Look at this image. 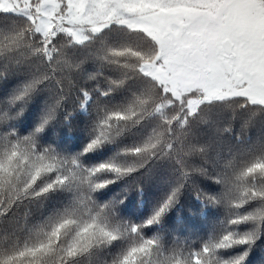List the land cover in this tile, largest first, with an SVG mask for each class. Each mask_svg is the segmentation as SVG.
Listing matches in <instances>:
<instances>
[{"label": "snow or ice", "instance_id": "obj_1", "mask_svg": "<svg viewBox=\"0 0 264 264\" xmlns=\"http://www.w3.org/2000/svg\"><path fill=\"white\" fill-rule=\"evenodd\" d=\"M19 5L0 8V80L27 71V77L14 93L6 97L0 94V223L14 207L18 209L25 201L43 200L53 192L69 193L70 202L40 226L44 239L23 247L0 249V264H21L25 257L31 264H71L77 257L126 237H131V243L106 264H251L250 254L264 237V146L257 152L217 153L210 159L209 146L193 142L191 125L206 104L226 105L235 100L239 101L240 109L253 115L264 113V104L253 103L247 95H222L215 99L203 96L197 100L195 93H189L178 97L146 75L139 61L132 66L131 75L122 71L118 78L106 76L103 72L106 67L126 66L110 59L122 49L106 40L98 41L97 34L113 25L129 32L128 25L119 22L121 17L107 27L90 29L82 38L74 39L59 30L61 26L53 28L55 34L50 35L39 16L49 6L41 0H19ZM67 7L63 5L60 11ZM35 19L40 22L34 23ZM209 26L220 33L215 39L210 34L203 39L210 52L238 62L250 49L264 48V0H231ZM61 40L66 41L65 47L59 46ZM94 44L98 46L93 47ZM79 49H87V54L76 56ZM89 62L97 65L96 70H86L84 66ZM102 75L104 88L89 89L81 83V79L87 82ZM244 75L248 79L242 84L249 85L254 77L247 72ZM129 79L140 81V89L125 104L110 108L101 105L99 98L95 101V134L84 152L100 148L119 136L124 130L121 122L124 126L138 125L146 118H154L155 127L143 142L124 150L125 155L133 157L130 163L113 161L84 167L78 157L61 156L51 145L40 143V135L65 105L73 103L75 108L86 111L94 94L108 97ZM45 88L49 93L45 116L31 132L21 135L12 121L22 114V103ZM151 160H167L174 166L179 175L176 186L144 225L113 222L115 205L98 204L94 199L95 192L113 182L101 179V174L110 172L119 178ZM208 165L214 175H210ZM194 174L208 176L221 187L215 194L197 190L195 195L206 206L224 209L222 232L202 241L198 248L191 245L185 248L177 240L166 249L162 237L142 235L143 227L159 223L177 203L185 183ZM228 251L236 254L226 257L223 253Z\"/></svg>", "mask_w": 264, "mask_h": 264}, {"label": "trees", "instance_id": "obj_2", "mask_svg": "<svg viewBox=\"0 0 264 264\" xmlns=\"http://www.w3.org/2000/svg\"><path fill=\"white\" fill-rule=\"evenodd\" d=\"M66 1L61 0L59 7L67 4L69 9V0ZM0 8H11L10 2L0 0ZM39 16H41L40 13ZM43 21L50 35L55 34L52 32L53 28L61 26L59 30L72 35L74 39L82 38L88 30L95 29L90 24H78L72 18L70 21L61 18L60 10L59 12L56 11L51 19L43 17ZM61 21H64L63 24L60 23ZM38 22H40L39 19L34 20V23ZM120 23L127 24L130 31L124 32L122 27L113 25L97 34L98 41L106 40L113 47L122 49L119 55L110 57V59H115L120 65L126 67L118 69L117 66L113 65L103 70L104 75L113 78H118L122 71L131 75L132 66L138 62L136 56L148 52L142 44V38L144 43H149L152 49L156 47V43L148 36L147 31L131 25V23L124 21H120ZM107 25L105 23L102 26L107 27ZM122 36L125 38L120 40ZM58 44L60 47H65L66 41H58ZM97 46L98 44L93 45V47ZM87 51V49H79L75 55L78 57L86 55ZM141 64L146 75L156 80L158 84H162L148 72L151 69V64L142 61ZM84 67L87 71H94L97 65L89 62ZM26 77L27 71H19L11 74L8 80H0V94L5 97L11 95L22 85ZM81 83L89 89L105 87L103 75L97 80L87 82L81 79ZM139 89L140 81L129 79L124 87L112 92L108 97H100L99 93L94 94L93 100L86 106V111L75 108L73 103L65 105L64 109L58 113L57 119L51 122L40 135V143L44 146L51 145L61 156L78 157L84 167L90 168L113 161L122 165L130 163L133 157L125 155L124 150L143 142L152 128L155 127L156 120L154 118H146L138 125L124 126L121 122L124 130L119 136H115L110 142H106L102 147L93 151L85 153L84 148L95 134L94 125L97 119L95 101L97 98H99L101 105H107L110 108L117 107L125 104L131 95ZM167 89L178 97L195 93L194 99L201 98L200 93H198L199 90L195 88L179 93H175L168 87ZM48 95V89L45 88L22 103V114L12 121L13 126L21 135H27L42 121L46 114L45 101ZM250 100L253 103L264 104ZM204 121L207 123H202ZM223 129L229 130L222 131ZM191 132L193 142L209 146L210 159L215 158L217 153L224 155L239 150L257 152L261 146H264V113L257 112L253 115L240 109L239 101L235 100L226 105L220 103L206 104L199 111V116L192 121ZM207 167L210 175H214L211 165ZM101 179H110L113 182L95 192L93 194L94 199L98 204L110 203L115 205L116 214L112 218L113 222L144 225L145 221L167 198L172 188L176 186L179 175L175 172L174 166L167 160H151L144 167L137 168L136 171L128 175L116 178L115 174L105 172L101 174ZM197 190L215 194L221 190V187L208 176L194 174L185 183L177 203L169 209L159 223L143 227L141 234L145 237H162L166 249L171 248L174 241L177 240L185 248L189 245L198 248L202 241L211 236L219 235L224 228V224L221 223L225 218L224 209L203 204L196 198ZM69 202V193L57 191L50 193L43 200H36L31 203L25 201L24 205L18 209L14 207L6 214L4 222L0 223V249L23 247L25 244H34L44 239L43 233L39 231L40 226L54 212L65 208ZM25 214H27L26 220ZM69 238L70 235L65 237V239ZM130 243L131 237L121 238L109 246H103L75 258L71 264H106V262L115 259ZM223 254L227 257L236 253L228 251ZM250 255L251 264H261V261H264V237L257 243ZM21 264H31V261L25 257Z\"/></svg>", "mask_w": 264, "mask_h": 264}, {"label": "flooded vegetation", "instance_id": "obj_3", "mask_svg": "<svg viewBox=\"0 0 264 264\" xmlns=\"http://www.w3.org/2000/svg\"><path fill=\"white\" fill-rule=\"evenodd\" d=\"M177 1V2H176ZM149 7H141L139 10H149V12L161 10L158 6L153 5V0H147ZM168 3V7L173 11L175 6L194 7L196 10L193 16L185 20H174V24H170L164 33L160 35L158 40L159 55L158 59L167 60L173 67L187 69L193 75V79L204 80L205 86L207 78L219 79L222 88L219 92L211 93L206 97H215L222 92H228L226 95H247L250 99L264 103V48L250 49L249 54L246 52L242 55L238 62H233L227 57L217 56L211 53L207 45L203 43L206 34H210L212 39L217 36L210 29L209 22L214 21L221 12L231 3V0H164ZM201 17L205 18L203 29L195 30L197 20ZM207 53V54H205ZM206 59V66L200 67L199 61ZM243 69L240 71L239 69ZM254 77L249 85H243L242 81L248 79L244 73ZM230 81V88H226V82ZM230 89V90H229Z\"/></svg>", "mask_w": 264, "mask_h": 264}, {"label": "rangeland", "instance_id": "obj_4", "mask_svg": "<svg viewBox=\"0 0 264 264\" xmlns=\"http://www.w3.org/2000/svg\"><path fill=\"white\" fill-rule=\"evenodd\" d=\"M11 7L15 5L19 8V0H8ZM66 1V0H65ZM68 1V0H67ZM66 1V2H67ZM164 0H153V5L158 6L161 10H155L149 12V10H139L141 7H149L146 3L147 0H69V9L66 8L64 12H61V18L70 21L71 18L78 24L91 25V27L96 30L109 22H112L116 17H121L120 21L131 23L136 27L142 28L147 31L148 36H150L156 43V47L153 49L149 46V43H144L142 38V44L146 47L148 51L146 54L140 53L136 57L141 63L151 64V69L148 70L153 77L157 78L160 83L170 88L175 93L189 91L191 89H198L200 97L209 96L211 93L219 92L222 88V84L219 79H211L203 77L206 79L205 86L203 85L204 80L193 79V75L187 69H180L178 67H173L168 63L167 60L158 59L159 46L158 40L160 35L164 33L170 24H174V20H185L189 19L196 12L194 7L185 6H175L173 11L168 7V3L163 2ZM61 0H41L42 4H47L49 6L47 11H41L40 15L46 19H51L55 12H59L61 9L59 5ZM177 2V1H176ZM62 7V6H61ZM60 8V9H59ZM58 9V10H57ZM119 21V22H120ZM195 30H201L205 24V18L201 17L197 20ZM64 21L60 23L63 24ZM143 30V31H144ZM216 35H220L219 32H215ZM141 45V47H143ZM230 81L226 82V88H230ZM230 90V89H229ZM226 92H222L226 95ZM252 100H254L252 98Z\"/></svg>", "mask_w": 264, "mask_h": 264}, {"label": "water", "instance_id": "obj_5", "mask_svg": "<svg viewBox=\"0 0 264 264\" xmlns=\"http://www.w3.org/2000/svg\"><path fill=\"white\" fill-rule=\"evenodd\" d=\"M165 35H167V32H165L163 35H162V37L163 36H165ZM161 53H159V55H160ZM199 65H200V67H205L206 66V59L205 58H203V60H202V62H200L199 61Z\"/></svg>", "mask_w": 264, "mask_h": 264}]
</instances>
